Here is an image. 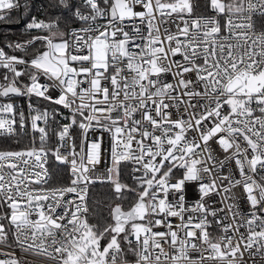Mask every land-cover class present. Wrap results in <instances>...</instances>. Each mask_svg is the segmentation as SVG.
I'll return each instance as SVG.
<instances>
[{
  "label": "snow or ice",
  "instance_id": "1",
  "mask_svg": "<svg viewBox=\"0 0 264 264\" xmlns=\"http://www.w3.org/2000/svg\"><path fill=\"white\" fill-rule=\"evenodd\" d=\"M43 11L0 47V264H264V0Z\"/></svg>",
  "mask_w": 264,
  "mask_h": 264
},
{
  "label": "built area",
  "instance_id": "2",
  "mask_svg": "<svg viewBox=\"0 0 264 264\" xmlns=\"http://www.w3.org/2000/svg\"><path fill=\"white\" fill-rule=\"evenodd\" d=\"M21 5L23 6L25 4V0H20ZM259 27V21H258V25ZM0 47H3L0 45ZM6 51H8L10 54H13V50L12 49H5ZM16 55H23V53L20 52H16L14 53ZM55 94V93H54ZM18 104L22 105L25 110L27 109V103H26V98H18ZM33 104L40 108V109H44L45 107H47L49 110H51L53 107H59V106H54L49 104L47 101H43L39 98H33ZM61 112L64 113V116H68V110L67 109H60ZM58 119L63 120L64 117H59ZM54 127V126H53ZM73 135L76 137V143L77 145L80 144V140L81 137L79 135V129H75L73 131ZM100 137V132L99 130H97L95 133L90 132L89 133V142H91L94 139H98ZM105 140H104V147L107 148V134H104ZM26 143H28V138H23L21 144H16L15 143V138L13 139H8L7 137H0V149H16L18 147H23ZM220 158H223V152L220 151L219 149H217V153H216ZM101 167H103L101 165ZM55 186V185H53ZM187 189V199H188V203L192 204L194 201H196L199 198V193H198V187L195 183H190L186 186ZM236 193V197H237V202L240 204L241 210L243 211H247L248 209V205L246 204L245 201H243L242 199H240L241 197V190L239 188L234 189L233 190ZM211 199L219 201L220 197H217L215 195H213L211 197ZM217 207H220L221 205L219 203H217L216 205ZM173 222L176 223L178 221L175 220V218H173ZM210 231H212L214 238H216L218 235H222V233L220 232V230L218 228H212L210 229ZM241 231H244V229H241ZM129 259H133L132 257ZM44 260L43 257H35V258H31V264H41V262Z\"/></svg>",
  "mask_w": 264,
  "mask_h": 264
},
{
  "label": "trees",
  "instance_id": "3",
  "mask_svg": "<svg viewBox=\"0 0 264 264\" xmlns=\"http://www.w3.org/2000/svg\"><path fill=\"white\" fill-rule=\"evenodd\" d=\"M50 0H28L29 6L31 8L30 12L28 13V15L25 17V19H23L22 15H20L19 18V22L17 21V16L20 14V10L19 13L17 14V12L14 10L13 13L15 15V19L10 21V23H8L9 21H0V45L5 47L6 43H7V39H11L12 41H16L18 39H21L22 34L20 32L21 26L24 24V22L26 20H29L31 18V16H36L39 19H44L45 18V13L43 11V9L47 8L48 4H49ZM49 11H52L51 9ZM13 22V23H11ZM5 27H10L11 30L7 31V32H3L2 29ZM8 49V48H5ZM63 166H59V168H53L52 172H53V180H52V184L56 185L57 183H59L63 178H65V173L61 172L59 169H62ZM125 179H127V176L125 175ZM98 190L100 192L103 191V189H100L99 186ZM2 211V210H0ZM129 258H131V256H129Z\"/></svg>",
  "mask_w": 264,
  "mask_h": 264
},
{
  "label": "rangeland",
  "instance_id": "4",
  "mask_svg": "<svg viewBox=\"0 0 264 264\" xmlns=\"http://www.w3.org/2000/svg\"><path fill=\"white\" fill-rule=\"evenodd\" d=\"M23 11H24V9H23V7H22L21 10H20V13H23ZM16 12H17V11H16ZM18 13H19V12H17V14H18ZM26 16H27V15H26ZM26 16L22 15L23 19H25ZM14 19H15V15H14V13L12 12V13H11V19L4 20V21H9L8 23H10V21H12V20H14ZM27 22H28V20H26V21L24 22V24L21 26L20 32H21L22 36H24V25H25ZM11 23H13V22H11ZM10 30H11L10 27H5V28L2 29L3 32H7V31H10ZM22 38H23V37H21V39H22Z\"/></svg>",
  "mask_w": 264,
  "mask_h": 264
}]
</instances>
